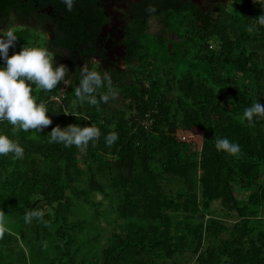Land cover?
I'll return each mask as SVG.
<instances>
[{
    "label": "trees",
    "instance_id": "trees-1",
    "mask_svg": "<svg viewBox=\"0 0 264 264\" xmlns=\"http://www.w3.org/2000/svg\"><path fill=\"white\" fill-rule=\"evenodd\" d=\"M92 1L77 0L72 11H68L62 0H56V22L70 17L71 32L78 34L82 11L85 6L91 10ZM243 1L244 5H250L255 0ZM188 6L192 8L183 7L179 0H140L135 5L136 28L133 40L128 42L127 68L109 71L130 115L125 111L106 115L100 112V108L105 109L107 105L103 102L92 114L84 113L80 103L74 106V101H79L74 89L81 69H71L62 50L72 54L77 50L74 43L78 40L66 47L64 29L57 28L53 30L56 40L48 44V49L55 63L67 66L69 84L61 82L51 92L32 85L33 96L37 103L45 104L52 124L46 126L43 133L32 129L25 132L7 121L0 122V133L25 149L23 159L14 158L22 170L20 176L13 180L5 176V181L0 180V185L10 184L12 189L0 192V215L13 214L17 210L16 201L27 209L31 198L39 197L40 204L31 205L28 212L41 211L45 206L51 208L53 225L58 227L57 236L65 242L66 251L61 257L67 260L64 264H78L75 257L79 251L75 250L72 255L69 247L83 231L82 227H70L64 214L70 203L69 194L77 201L90 203L89 192L101 193L104 188L118 191L123 212L129 211L125 214L132 221L125 224V229L120 228L116 241L102 250L100 264H159L154 261L156 255L177 264L174 256L192 244L195 248L190 261H195L194 264H218L216 261L222 257H225L222 264H264V244L259 247L248 241L250 244L244 249L241 241L244 234L242 229L238 230L240 224L231 226L217 221H208L206 226L201 222L191 224L189 216L198 208L196 186L200 187L205 208L211 202L220 201L230 212L227 216L230 219L244 220L254 214L253 207H264V116L256 117L253 123L243 117L247 107L256 102L264 103V96L260 97L262 99L253 96L249 87H215L221 82L217 76L221 60L248 70L259 84L263 69L258 67L257 54L238 60L234 55L237 49H243L244 42L264 43V33H249L248 28L255 20L235 13L233 8L237 6L220 5L209 15ZM153 7L154 12L150 11ZM262 14L260 11L259 15ZM149 20H156L165 32L176 36L194 31L187 39L204 42L195 57V69L189 68L191 63L187 65L183 49L176 44L169 49L162 37L152 33ZM16 35L18 39L9 49L10 56L28 46L33 38L28 32ZM218 56L222 59H217ZM158 62L172 63V74L177 78V89L169 102L161 100L162 84L153 78V67ZM92 124L100 128L101 136L94 144L90 141L87 148L49 142L50 132L57 125L64 128ZM111 131L117 132L119 139L109 146L105 136ZM202 135H207L211 143L206 158L202 153L198 155V138ZM216 136L239 143L241 152L233 156L218 151ZM199 168L200 176L197 175ZM79 183L87 189L78 188ZM237 185L256 189L244 204L235 191ZM166 187L172 189L165 191ZM166 193L171 197L167 198ZM172 193H176L179 200L172 199ZM168 210L186 213L171 221L166 215ZM19 220L23 223L25 217ZM3 234L6 240H14L12 235ZM205 240L208 246L205 255H201L199 251Z\"/></svg>",
    "mask_w": 264,
    "mask_h": 264
},
{
    "label": "rangeland",
    "instance_id": "rangeland-1",
    "mask_svg": "<svg viewBox=\"0 0 264 264\" xmlns=\"http://www.w3.org/2000/svg\"><path fill=\"white\" fill-rule=\"evenodd\" d=\"M230 6H237L233 8V11L244 17H250L251 21L257 19L260 15V11L264 13V0H255L250 5H244L243 0H231ZM255 21L253 22V25ZM257 25L253 31H249L251 34H263L264 26ZM152 33L162 37L171 49L172 44H176L180 49H183L182 53L186 55V63L190 64L189 68L195 69L197 66V59L195 58L198 54V49L204 42L197 40L187 39L190 34L182 32L176 36L172 33H167L164 28L156 21L152 20L151 29ZM46 37L43 35L33 36L28 46H43ZM33 42V43H32ZM179 49V50H180ZM13 52V51H12ZM181 52V51H180ZM172 53V51H171ZM203 53V52H202ZM256 53L258 56V67L263 69V78L259 81V84L255 81V75L250 73L248 70L241 69L237 64L230 66L225 63L226 61L221 60L220 71H217L218 79L221 80L219 85H215L217 88L230 89L234 87L250 88L253 96L263 97L264 96V43H243V49L240 48L235 51L234 58L237 60L241 57H248L250 54ZM217 59H222L218 56ZM4 64V61H3ZM163 62H158L153 67V78L158 80L162 84L161 100L169 102L174 98L175 91L177 89V78L172 74L173 66ZM186 64L181 66L185 69L188 68ZM249 70L251 65L248 67ZM211 79V77L209 76ZM243 89V88H242ZM38 91L35 90V92ZM36 98V96L34 95ZM232 100V96L229 95ZM262 99V98H260ZM80 103L74 101V106ZM84 113L92 114L95 111L94 105H90L87 102L80 103ZM113 111H125L127 115L131 112L124 108L122 102V96L120 93L113 99H111L105 109L100 108V112H104L106 115L113 114ZM46 126L42 127L39 132H45ZM198 155L202 153L204 158L207 157L211 150V143H209L207 135H202L198 138ZM203 148V151L201 150ZM8 154L6 156H0V180L5 181V176L9 179H17L20 176L21 169L16 165L15 159ZM33 158L37 156L32 155ZM31 157V158H32ZM199 157V156H198ZM5 162L9 166H4ZM159 170V168H156ZM198 169L197 175L200 176ZM199 185V184H198ZM78 188L87 189L85 185L77 184ZM10 188V184L0 185V192L3 189ZM172 189V187H166L165 191ZM196 197L198 201V208L195 214L189 215L191 218L190 223L201 222L205 226L208 221L226 222L228 224L236 225L238 223V230H241L244 234L241 238L243 248L247 249L250 242L262 247L264 244V207H253L254 214L246 219L235 218L230 219L228 212L224 209V204L219 202H211L206 208L201 201V190L199 186L195 187ZM253 188H245L237 185L235 191L240 194V203L244 204L247 198L251 195ZM12 191V189L10 190ZM10 193L7 194L9 196ZM91 197L90 203H83L77 201L71 194L70 203L64 210V214L68 219L70 227H82V232L77 235V240L74 245L69 247L70 253L73 255L75 250L79 252L76 254L75 261L79 264H100L101 252L108 243L116 241V235L121 230L125 229V224L132 221L127 217L129 211H124L122 208V198L118 191L110 188H104L100 192H89ZM167 198H170V194L166 193ZM176 198V193H172V199ZM9 198H6L7 200ZM40 198H31L27 209H24L21 204L15 202L16 211L13 214L7 213L0 215V225L3 226L4 232L13 236L14 240H6L4 236H0V264H64L67 262L65 258H62V254L66 251L65 242L60 241L57 236V226L53 225L52 215L53 211L49 207L41 209L42 216L39 218H32L31 222H23L19 220L20 217H25V213L28 212L30 206L33 204H40ZM176 200H179L176 198ZM175 200V201H176ZM6 202V201H5ZM177 202V201H176ZM8 205V203H5ZM8 210V209H7ZM126 213V214H125ZM186 213V212H185ZM185 213L182 211H166L168 219L174 221L175 218L184 217ZM189 214V213H187ZM24 215V216H23ZM253 216V217H251ZM34 227H33V226ZM231 229V227H228ZM245 231V232H243ZM228 231H224V234ZM4 235V234H3ZM228 235V234H227ZM2 241L4 242L2 245ZM7 241V242H6ZM211 241V240H210ZM250 241V242H248ZM211 243V242H210ZM209 243V244H210ZM189 246V245H188ZM208 246L205 240L199 253L205 255L206 248ZM190 248L180 251L179 254L175 255L174 259L177 264H194L195 261H190V254L195 248V245L189 246ZM264 249V248H263ZM197 255L196 257H198ZM225 257H222L220 261H216L218 264H222ZM154 261L159 264H174V260H164V256L156 255Z\"/></svg>",
    "mask_w": 264,
    "mask_h": 264
},
{
    "label": "clouds",
    "instance_id": "clouds-1",
    "mask_svg": "<svg viewBox=\"0 0 264 264\" xmlns=\"http://www.w3.org/2000/svg\"><path fill=\"white\" fill-rule=\"evenodd\" d=\"M76 2L77 0H62L68 11H72ZM150 11L154 12L155 8H150ZM257 25L264 26V14L255 19V24L250 25L248 30L253 31ZM17 39L13 28L0 29V59L4 61L0 66V122L7 121L25 132L30 129L40 131L42 127L52 124V120L47 115L49 111L45 104L37 103L32 85L47 92H51L61 82L67 85L68 68L65 64L55 63L53 53L45 46L26 45L10 56L9 49L14 47ZM74 92L80 103L87 102L94 106H99L101 102L108 103L118 95L110 72L104 70L101 73L96 68L90 69L87 63L81 68V77ZM260 116H264V103L261 102L253 103L243 112V117L249 123H253ZM100 136L101 130L94 124L84 127L68 125L64 128L57 125L50 132L49 142L63 143L66 147L75 145L83 149L88 147L90 141L94 144ZM118 139L119 134L111 131L105 136V143L111 146ZM215 147L218 151L233 156L241 152L239 143L227 137L216 136ZM24 153L25 149L19 142L0 133V156L12 154L15 159H23ZM41 216L40 210L26 212L25 222ZM3 232L4 228L0 225V236Z\"/></svg>",
    "mask_w": 264,
    "mask_h": 264
},
{
    "label": "flooded vegetation",
    "instance_id": "flooded-vegetation-1",
    "mask_svg": "<svg viewBox=\"0 0 264 264\" xmlns=\"http://www.w3.org/2000/svg\"><path fill=\"white\" fill-rule=\"evenodd\" d=\"M183 7L198 9L209 15L220 5H230L231 0H179ZM94 7L85 6L79 24L80 32L72 34L70 17L56 22V0H0V29L13 28L16 33L28 32L31 36L43 35V46L54 44V29L63 28L67 47L71 41L77 48L72 54L62 50L70 68L87 66L98 71H122L127 68L128 42L133 40L136 28L135 5L140 0H93ZM66 7V6H64ZM180 7V6H179ZM68 13V11H66ZM68 15V14H67ZM149 20V29H151ZM194 35V31L190 36ZM54 51L53 47L51 48ZM61 53V54H62ZM72 57V58H70ZM72 71V70H70Z\"/></svg>",
    "mask_w": 264,
    "mask_h": 264
},
{
    "label": "built area",
    "instance_id": "built-area-1",
    "mask_svg": "<svg viewBox=\"0 0 264 264\" xmlns=\"http://www.w3.org/2000/svg\"><path fill=\"white\" fill-rule=\"evenodd\" d=\"M182 140H184V137H182Z\"/></svg>",
    "mask_w": 264,
    "mask_h": 264
}]
</instances>
